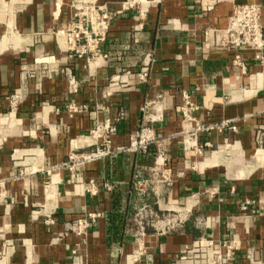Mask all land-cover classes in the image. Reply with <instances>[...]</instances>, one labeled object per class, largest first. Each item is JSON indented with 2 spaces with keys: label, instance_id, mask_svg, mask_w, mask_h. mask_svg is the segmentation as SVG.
<instances>
[{
  "label": "crops",
  "instance_id": "crops-1",
  "mask_svg": "<svg viewBox=\"0 0 264 264\" xmlns=\"http://www.w3.org/2000/svg\"><path fill=\"white\" fill-rule=\"evenodd\" d=\"M80 1L122 10L99 45L106 57L90 62L69 58L57 37ZM239 4L260 6L264 30V0H0V264H174L200 238L236 240L230 264H264V149L253 142L264 52L207 49L203 39L208 28L224 29ZM143 65L147 81L129 82L124 74ZM182 91L197 105L198 123L234 120L237 132L198 135L201 155L187 150ZM157 93L159 143L85 165L71 181L63 165L90 149V132L110 124L111 146H127ZM159 153L170 179L153 183L145 204L160 215L193 206L182 226L163 232L136 216L133 189L136 178H150ZM90 180L95 196L85 192ZM87 214L95 215L88 231L71 232V221Z\"/></svg>",
  "mask_w": 264,
  "mask_h": 264
},
{
  "label": "built area",
  "instance_id": "built-area-1",
  "mask_svg": "<svg viewBox=\"0 0 264 264\" xmlns=\"http://www.w3.org/2000/svg\"><path fill=\"white\" fill-rule=\"evenodd\" d=\"M122 10H108L105 6L95 3L80 1L75 7L72 20L66 25L64 31L57 35L64 48L69 52V58H85L87 61H94L101 55L99 45L106 38L110 21L118 17ZM204 45L207 49H224L228 52H240L246 50L264 52V30L262 26V14L260 6L257 4H239L234 6L227 25L224 29L208 28L203 33ZM28 72V71H27ZM25 71V73H27ZM149 69L147 65L134 72H126V79L135 84L141 85L147 81ZM49 72L46 71V74ZM31 74V73H30ZM37 78V76H35ZM70 90L75 92L77 85L71 84ZM20 100L18 90L9 98L10 108L13 109ZM71 109V108H69ZM163 96L159 93L148 97L142 105L140 112L142 123L140 127L129 137L128 145L123 148H113L111 137L115 133V128L110 124L97 126L90 132L95 138L90 149L85 151L72 152L64 168L70 174L71 181H75L79 169L85 165L101 161L107 157H112L117 153H146L152 145L159 143L157 137V124L163 117ZM198 110L197 105L192 101L188 92L182 91L180 94V104L178 112L183 124V135H185V147L187 150L201 155L202 147L197 143L198 135L206 134L213 130L229 129L237 132V125L234 120L222 121L214 125H203L198 123L194 113ZM261 123L254 129L253 142L256 152L264 149V110L258 114ZM149 179L136 178L133 189L140 202L136 216L139 220H144L148 226L160 232L173 230L182 226L192 207L185 204L177 210L168 209L163 214L151 211L145 204L148 197L149 187L159 181H169L170 170L167 169L166 158L159 153L151 169ZM85 192L90 196L98 193L95 180H90L85 186ZM215 191L204 192L191 195V200L197 203L199 198L214 196ZM95 218L93 214L71 221L69 229L76 235L85 234L91 227ZM237 247L236 240L215 243L214 241L200 238L190 247L182 251L174 264H230L234 258Z\"/></svg>",
  "mask_w": 264,
  "mask_h": 264
},
{
  "label": "bare ground",
  "instance_id": "bare-ground-1",
  "mask_svg": "<svg viewBox=\"0 0 264 264\" xmlns=\"http://www.w3.org/2000/svg\"><path fill=\"white\" fill-rule=\"evenodd\" d=\"M0 45H2V42H0ZM214 156V155H213ZM213 156H212V158H213ZM214 160H216V155L214 156V158H213ZM212 159V160H213ZM210 161V160H209ZM213 162V161H212Z\"/></svg>",
  "mask_w": 264,
  "mask_h": 264
}]
</instances>
